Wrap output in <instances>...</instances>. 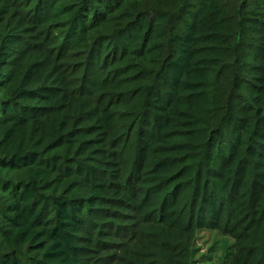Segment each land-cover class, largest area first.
<instances>
[{"label":"trees","instance_id":"1","mask_svg":"<svg viewBox=\"0 0 264 264\" xmlns=\"http://www.w3.org/2000/svg\"><path fill=\"white\" fill-rule=\"evenodd\" d=\"M205 231L264 264V0H0V264H208Z\"/></svg>","mask_w":264,"mask_h":264},{"label":"rangeland","instance_id":"2","mask_svg":"<svg viewBox=\"0 0 264 264\" xmlns=\"http://www.w3.org/2000/svg\"><path fill=\"white\" fill-rule=\"evenodd\" d=\"M213 237H214V235L210 234L207 231L202 232V233H200L199 240H198L197 244H198V246L202 247L201 251L207 252V253H212V254H210L212 256L209 257V260L207 262L208 264H222V262H223L222 253L220 251L214 253L212 250L215 247Z\"/></svg>","mask_w":264,"mask_h":264}]
</instances>
